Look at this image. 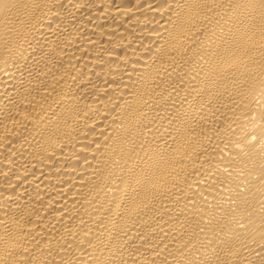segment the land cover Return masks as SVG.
<instances>
[{
	"label": "bare ground",
	"instance_id": "bare-ground-1",
	"mask_svg": "<svg viewBox=\"0 0 264 264\" xmlns=\"http://www.w3.org/2000/svg\"><path fill=\"white\" fill-rule=\"evenodd\" d=\"M0 264H264V0H0Z\"/></svg>",
	"mask_w": 264,
	"mask_h": 264
}]
</instances>
